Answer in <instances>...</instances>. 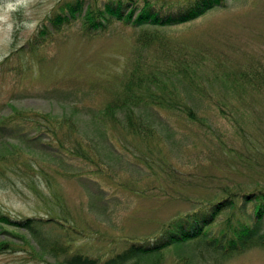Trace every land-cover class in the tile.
<instances>
[{
    "label": "rangeland",
    "instance_id": "rangeland-1",
    "mask_svg": "<svg viewBox=\"0 0 264 264\" xmlns=\"http://www.w3.org/2000/svg\"><path fill=\"white\" fill-rule=\"evenodd\" d=\"M65 1L0 0V124L21 129L0 134V211L34 218L42 238L2 225L0 264L104 260L182 215L226 196L239 206L264 188V0H227L176 25L111 20L94 34L79 17L39 34ZM133 75L198 119L175 102L138 106L133 121L111 112ZM243 219L230 207L209 237L129 264H264L263 245H211Z\"/></svg>",
    "mask_w": 264,
    "mask_h": 264
},
{
    "label": "trees",
    "instance_id": "trees-1",
    "mask_svg": "<svg viewBox=\"0 0 264 264\" xmlns=\"http://www.w3.org/2000/svg\"><path fill=\"white\" fill-rule=\"evenodd\" d=\"M226 1L185 0V2L179 5L170 4L169 6H164L156 2L152 3L151 0H69L62 3L59 6V11L51 15L42 24L41 29H39V34L45 35L49 29H61L62 26L70 24L79 17L85 19L86 30L94 34L98 31L105 30L111 20H121L127 24H133L136 27L146 25H176L196 19L208 10L216 6L224 5ZM115 88L112 87L111 90ZM156 91L163 92L162 89L145 84L142 77L137 82L133 75L122 88H117L114 98L107 104V107L111 112L120 109L130 112L129 118L133 121V111L138 106H162L175 102V105H173L175 109H181L193 120L198 119L194 110L191 107H187L188 105H181L175 99L174 95L165 92L158 93ZM20 131V128H9L4 124H0L1 135L12 137L19 135ZM39 137L41 136L35 135L29 141H37ZM241 199L243 201L239 205L240 207L237 206L232 196H226L221 200L209 203V205L197 211L182 215L171 220L155 239L140 242L133 241L122 252L110 258L99 260L96 257L83 253H75L68 257L65 263L129 264L132 260L136 262L144 260L148 254L161 251L173 243H185L202 235L209 237L210 231L207 228L218 220L223 210L230 207L232 209L238 208L239 211L246 215L247 220H239L231 232L233 233L232 235L225 233L221 237L215 236L212 239L211 245L217 246L218 248H222L223 246V249L225 248L227 252H240L253 245L264 246V188L257 191L245 192L241 195ZM250 203L254 205L253 211L252 213H247V207ZM32 221H34L32 217H27L22 220L17 219L16 221L10 215L0 211V227L4 224L9 225L18 222L17 228L30 231V234L38 237L40 243H42L39 229ZM8 242L1 240L0 247L7 245Z\"/></svg>",
    "mask_w": 264,
    "mask_h": 264
}]
</instances>
